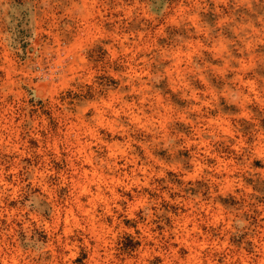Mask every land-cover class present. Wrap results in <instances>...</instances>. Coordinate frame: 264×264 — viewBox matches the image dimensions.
<instances>
[{
	"label": "rangeland",
	"instance_id": "rangeland-1",
	"mask_svg": "<svg viewBox=\"0 0 264 264\" xmlns=\"http://www.w3.org/2000/svg\"><path fill=\"white\" fill-rule=\"evenodd\" d=\"M0 264H264V0H0Z\"/></svg>",
	"mask_w": 264,
	"mask_h": 264
}]
</instances>
